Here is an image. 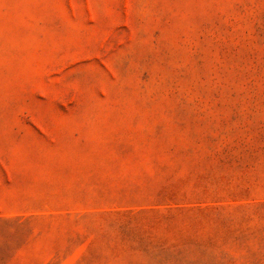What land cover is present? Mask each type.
I'll return each instance as SVG.
<instances>
[{"label":"rangeland","instance_id":"1","mask_svg":"<svg viewBox=\"0 0 264 264\" xmlns=\"http://www.w3.org/2000/svg\"><path fill=\"white\" fill-rule=\"evenodd\" d=\"M0 264H264V0H0Z\"/></svg>","mask_w":264,"mask_h":264}]
</instances>
